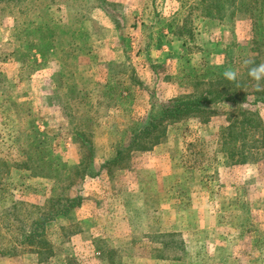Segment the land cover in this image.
Listing matches in <instances>:
<instances>
[{
  "label": "rangeland",
  "instance_id": "374dc122",
  "mask_svg": "<svg viewBox=\"0 0 264 264\" xmlns=\"http://www.w3.org/2000/svg\"><path fill=\"white\" fill-rule=\"evenodd\" d=\"M100 3L0 4V264L142 258L139 264L151 255V244L139 239L140 216L129 224L117 214L110 222L95 210L84 223H73L78 216L70 215L45 226L53 250L45 261L18 244L21 229L44 214L49 199L82 194L89 180L73 171L76 156L90 179L100 176L92 195L101 203L114 191L144 184L152 241L168 242L174 234L179 242L185 227L188 264H264V162L232 165L217 152L219 130L237 112L234 105L217 104L202 119L167 124L152 150L122 160L112 176L100 175L101 159L112 154L122 130L131 132L147 119L151 104L198 94L228 68L237 70L249 93L239 107L264 124V105L255 101L254 83L242 66L244 59L264 63V49L252 51L249 15L230 16L223 3L222 18L205 16L195 0ZM32 20L58 27L57 36L48 42L37 33L28 46ZM79 230L84 238L71 240L68 233ZM175 248L181 249L168 246L162 253L173 256Z\"/></svg>",
  "mask_w": 264,
  "mask_h": 264
},
{
  "label": "trees",
  "instance_id": "16d2710c",
  "mask_svg": "<svg viewBox=\"0 0 264 264\" xmlns=\"http://www.w3.org/2000/svg\"><path fill=\"white\" fill-rule=\"evenodd\" d=\"M98 1H101L99 6H102L104 0ZM195 1H197L196 4L200 8V11H205L204 13L206 14L204 15L209 17L217 15L222 18L223 3L229 4V8L231 9L230 16H234L239 12L248 14L252 21L254 33L252 43L255 46L252 51L259 55L262 53L264 49V0ZM2 3H12L18 6L20 0H0V4ZM56 29L58 27H51L49 23L37 25L34 20L30 21L28 35L26 36L27 45L30 46L32 41H34V37L39 35H41L43 40L47 39L50 42L51 40L49 39L51 37L57 36ZM59 30L63 34L62 32L64 31L61 27ZM78 33L80 36L83 35L81 31ZM242 86L238 78L234 82H229L225 77L217 78L207 89L200 91L198 94L174 98L166 103H160L158 106L151 104V110L147 119L131 131L129 142L116 152L115 157L111 161L103 164L101 169L111 171L112 168L119 165L122 160L128 159L133 153H144L152 150L164 137L167 124L194 117L202 119L203 116L211 113L212 106L227 102L234 105V109L237 112L230 115L227 125L219 130L217 142L218 155L232 165L264 162V124L258 114L239 107L241 103L246 102L249 94L242 89ZM253 94L255 101L264 105V90L257 91L254 89ZM27 160L31 161L30 158H27ZM3 162L0 161V168ZM82 164L83 161L80 163V166L72 168L76 174H79L80 180L92 174L90 170L81 169ZM5 166L7 165L5 164ZM82 202L83 197L78 194L72 197L58 195L54 199H49L47 204L50 205L44 210V214L32 222L30 220L29 224H26V230L24 227L21 229V237L18 240V244L32 248L33 252L39 257V262L51 258L53 250L44 239L45 226L57 218L69 217L74 210L80 208ZM33 207L35 208L36 206ZM167 237L168 242L157 241L161 244V250L156 257L169 256L168 258H171L170 255L162 253L163 249H166L168 246H180L181 249L175 248L177 251L172 253L183 251L184 242L182 240L178 242L174 234H169ZM157 242L155 243L157 244Z\"/></svg>",
  "mask_w": 264,
  "mask_h": 264
},
{
  "label": "crops",
  "instance_id": "0c3cea01",
  "mask_svg": "<svg viewBox=\"0 0 264 264\" xmlns=\"http://www.w3.org/2000/svg\"><path fill=\"white\" fill-rule=\"evenodd\" d=\"M144 122V121H141ZM141 122H137V123H141ZM140 125V124H139ZM138 125V126H139ZM131 137V132H128L127 130H122L119 140L116 141L115 147L114 149H112V154H110L109 157H105L102 158L101 160L103 161L100 164V169L101 166L103 164H105L108 161H111L115 155L116 152L123 148L130 140ZM93 146L95 149V145L93 142ZM96 155V153H95ZM95 158V157H94ZM72 167H78L80 166V159L79 156H76V161L74 163L71 164ZM102 171H100V175H102L101 177H103L104 175H110V171L106 170V169H101ZM113 175V174H112ZM110 175V176H112ZM100 177V176H99ZM99 177H94V178H89V177H85L84 178V183L87 182L86 180H89L87 182V184H83V191L82 194L81 192L79 193L82 197H83V202L80 206V208H77L76 210H74V212H72L71 214V218H74V216H78L77 221H73V223H84L88 220V218H91V214L92 212L95 210L98 216H102L104 215L105 218H113V216H116L117 214H120V217L122 219H127L128 218V222L129 224H132V221H134V214H136L137 216L141 217V224H142V235L139 239H145L147 240L151 246L150 248V253L147 251V253L149 254V256H145L144 258V263H139V264H168V263H172V264H188L189 260H188V256L189 254H191V250H189V246H188V242L185 238L186 234L184 232V229L181 231L180 237L181 240L184 242V247H183V251L177 252V253H173L176 254L177 258H174L173 256H171V258L167 257H156L155 253H160L159 251L161 250V244H159L157 242V244L155 242H153L152 240H154L151 235H152V228L150 226L149 223V219L148 216H146V201H145V196H146V191L144 190V184L140 185L138 187H128L125 188L123 190H117L113 192V196L111 199L107 200V203H101V201H99L98 197H95L92 195L93 190H96L97 188V183L95 181L98 180ZM89 178V179H88ZM100 182V181H98ZM105 192V189L103 187H98V191L99 194ZM111 190V189H110ZM140 196V197H139ZM86 200H85V199ZM115 209H118V212H115ZM114 211V212H113ZM85 214V215H84ZM131 215V216H130ZM131 218V220H130ZM110 219V222H111ZM72 223V224H73ZM144 230V233H143ZM84 234H86L85 232L81 233V231H77L76 233L70 232L68 233V235L71 237V240H76V239H83L84 238ZM151 237V238H150ZM131 238V236L129 237V239ZM114 239V237H113ZM153 245V246H152ZM97 253L99 254V252L97 251ZM146 253V254H147ZM148 257V258H147ZM142 258L135 260V258H128V259H124L122 260V264H137L138 262H140Z\"/></svg>",
  "mask_w": 264,
  "mask_h": 264
},
{
  "label": "clouds",
  "instance_id": "9594fccd",
  "mask_svg": "<svg viewBox=\"0 0 264 264\" xmlns=\"http://www.w3.org/2000/svg\"><path fill=\"white\" fill-rule=\"evenodd\" d=\"M242 66L247 69V75L253 81L255 89L257 91L264 90V63L256 64L252 59H244ZM223 75L229 82H234L237 79L238 72L228 68Z\"/></svg>",
  "mask_w": 264,
  "mask_h": 264
}]
</instances>
